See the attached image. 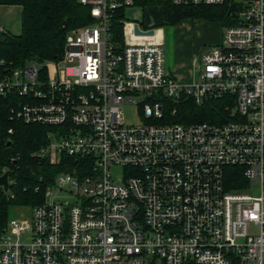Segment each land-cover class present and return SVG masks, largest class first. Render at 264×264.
Segmentation results:
<instances>
[{
  "label": "built area",
  "instance_id": "2783aa9c",
  "mask_svg": "<svg viewBox=\"0 0 264 264\" xmlns=\"http://www.w3.org/2000/svg\"><path fill=\"white\" fill-rule=\"evenodd\" d=\"M79 1L95 21L67 34L54 75L34 60L0 73V96L23 98L13 117L52 128L34 154L67 168L15 206L0 264H264V0H171L233 8L188 81L160 28L126 21L112 40L131 0ZM213 99L215 120H178L184 101Z\"/></svg>",
  "mask_w": 264,
  "mask_h": 264
},
{
  "label": "trees",
  "instance_id": "16d2710c",
  "mask_svg": "<svg viewBox=\"0 0 264 264\" xmlns=\"http://www.w3.org/2000/svg\"><path fill=\"white\" fill-rule=\"evenodd\" d=\"M131 1L132 6L142 8L161 6L166 25H175L190 18L216 22L224 28L230 22L233 9L228 3L192 6L177 5L171 0ZM0 4L22 7L21 32L1 33L0 73L24 66L29 60L39 63L60 60L67 34L95 21L90 6L79 0H0ZM127 7L117 8L110 19L112 40L119 45L124 42ZM22 99L14 94L0 96V175L4 170L15 180L9 191L0 188V230L10 218L11 207L41 203L46 187L57 173L67 169L63 163L54 164L47 157L34 154L47 143L52 128L13 117L11 108ZM218 110H221L219 99L201 107L188 100L179 105L178 120L186 123L215 120Z\"/></svg>",
  "mask_w": 264,
  "mask_h": 264
},
{
  "label": "rangeland",
  "instance_id": "374dc122",
  "mask_svg": "<svg viewBox=\"0 0 264 264\" xmlns=\"http://www.w3.org/2000/svg\"><path fill=\"white\" fill-rule=\"evenodd\" d=\"M140 8L137 6H129L126 10V16L129 19H132L134 16H139ZM21 16H22V7L19 5H2L0 4V26L4 27L6 31H9L13 34H18L21 32ZM193 20V34L192 32H185V30L180 29L182 27H176L174 25H166L161 17V12L158 8H146L145 9V22L146 25H142L144 27L153 24L152 26L156 27H165L168 30V38L167 42L164 43V49L167 56L168 64L171 62V57L169 54H172V61H177L176 51L179 46H184L185 51L186 49L191 53H195L197 48L200 51H204L206 47H208L211 43L205 42V38L208 36L210 29L213 31V36L216 38L222 32V27L219 23L211 22L205 19H192ZM212 25H211V24ZM178 28V31H177ZM0 32V38H1ZM193 35V39L191 41H186L183 45L184 39L183 38H190ZM177 45V47H176ZM187 45V46H186ZM180 47V48H181ZM176 50V51H175ZM181 51V50H180ZM179 52V51H177ZM180 53V52H179ZM173 61V62H174ZM172 62V63H173ZM68 62H64L67 64ZM41 67H47L51 74L54 75L56 71V62L54 60H48L41 63ZM135 107L128 106L127 116L128 119L135 113ZM20 213L15 207H11L10 209V217H14Z\"/></svg>",
  "mask_w": 264,
  "mask_h": 264
},
{
  "label": "crops",
  "instance_id": "0c3cea01",
  "mask_svg": "<svg viewBox=\"0 0 264 264\" xmlns=\"http://www.w3.org/2000/svg\"><path fill=\"white\" fill-rule=\"evenodd\" d=\"M155 7L158 8L159 11L161 12V17H162V20L164 22V12H163V8L161 6H151V7H146V8H155ZM139 8H140L139 16H134L132 19H129L126 16V18L128 21H134V22L140 23V25H144V24L146 25V22H145V9L146 8H142V7H139ZM126 10H127V8H126ZM126 10H125V15H126ZM152 25L153 24H150L147 27H151ZM162 26H160L158 28L161 29L162 35H163V42L166 43L167 38H168V30ZM174 26L182 27L180 29L185 30V32H192V34H193V20L190 18L184 19L183 21L175 24ZM177 31H178V28H177ZM219 37H220V35H219ZM219 37L216 38L215 36H213V31H212V29H210L208 36L205 38V42H210L211 44H214L219 40ZM183 39H184V42H183V45H184V43L186 41H191L193 39V35L190 36V38H183ZM176 47H177V45H176ZM180 47L181 46L176 48L177 51H179L180 53L175 50L176 55H177V57H176L177 61L173 60L174 61L173 62L172 61V54H169L171 57V62L169 63V67L171 68L173 73L175 75H177L178 78H180L183 81H188V80H191L193 77V58L196 55H200L202 53V51H200V49L197 48V51L193 54L190 51H188L187 49L185 51L184 46H182L181 48Z\"/></svg>",
  "mask_w": 264,
  "mask_h": 264
},
{
  "label": "water",
  "instance_id": "95a60500",
  "mask_svg": "<svg viewBox=\"0 0 264 264\" xmlns=\"http://www.w3.org/2000/svg\"><path fill=\"white\" fill-rule=\"evenodd\" d=\"M135 32L136 34L139 35H153L154 34V29L150 28L148 30L142 31L139 28V24L135 22ZM0 185H3L5 190H8V174H4L3 176L0 177Z\"/></svg>",
  "mask_w": 264,
  "mask_h": 264
}]
</instances>
